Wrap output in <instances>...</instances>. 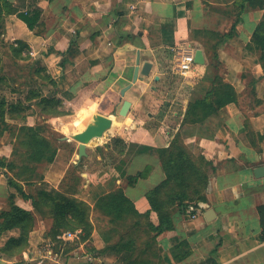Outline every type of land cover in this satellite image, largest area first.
I'll list each match as a JSON object with an SVG mask.
<instances>
[{"label": "crops", "instance_id": "obj_1", "mask_svg": "<svg viewBox=\"0 0 264 264\" xmlns=\"http://www.w3.org/2000/svg\"><path fill=\"white\" fill-rule=\"evenodd\" d=\"M9 1L20 10L0 25L2 75L7 101H20L26 111L23 122L9 116L6 122L48 125L57 153L52 163L39 165L40 178L19 180L0 167V215L16 205L34 218L21 250H6L11 240L24 238L20 228L2 233L0 264H91V258L124 264L131 252L112 246L138 244L126 235H135L131 228L136 222L146 228V214L159 225L148 194L167 180L158 150L171 148L177 137L184 149L212 164L207 201L189 205L197 208L194 219L173 206V230L157 237V257L144 259L151 264H264L258 212L264 205V177L255 174L264 167V51L253 39L264 21V7H250L236 22L240 0ZM15 42L29 47L27 59L14 57ZM198 50L205 64H196L188 77L179 75L182 55ZM138 55L140 69L146 62L152 69L149 77L133 83ZM215 55V71L234 87L238 103L202 123H185L190 102L208 91L206 77ZM41 98H61L72 111L56 117L42 114ZM250 100L259 104L248 106ZM126 101L131 105L123 117ZM101 119L110 125L101 137L89 138L87 156L79 161L73 136L99 126ZM10 139L8 133L0 138V159L7 162L13 158ZM80 163L81 171H74ZM71 174L74 189L69 186ZM9 177L22 192L9 185ZM41 191L69 192L90 205V238L83 240L76 231L78 239L65 240L64 233L58 241L65 244L56 250L48 237L53 219L42 216L34 200L25 197L37 198ZM115 195L126 197L138 215L118 220L110 215L106 203ZM208 210L215 214L211 221L205 218ZM49 243L58 253L57 262L45 257ZM66 245L71 250L64 252Z\"/></svg>", "mask_w": 264, "mask_h": 264}, {"label": "trees", "instance_id": "obj_2", "mask_svg": "<svg viewBox=\"0 0 264 264\" xmlns=\"http://www.w3.org/2000/svg\"><path fill=\"white\" fill-rule=\"evenodd\" d=\"M250 7L263 8L264 0L238 1L236 3V22L240 21L242 13ZM19 10L20 7L9 0H0V25L5 16L16 15ZM26 23L30 24L29 21ZM253 39L258 48L264 51V21L256 29ZM11 49L14 57L18 59H27L30 51L29 47L22 42H15L11 46ZM2 61V54L0 52V90L6 91L8 84L6 78L2 75ZM217 64L219 65L217 56L215 55L214 65H212V69L206 77V80L210 84L208 91L204 96L198 97L190 102L184 119L185 123H202L209 117L219 113L227 105L238 103V94L234 87L226 83L223 76L215 71L219 70ZM38 107L42 114L53 117L72 111L61 98H41ZM20 108H23L21 103H9L6 99L5 92L4 94H0V125L2 124L4 126L2 128L0 126V138L9 128L5 120L6 116L8 114H14ZM24 131L30 134L28 139L30 152L27 163L30 165L31 163H36V165L44 162L52 163L55 159L57 149L49 143L46 138L47 136L43 134L45 133V128L33 126L27 129L24 127L21 129V132ZM158 153L166 169L167 180L148 194V200L151 208L159 215V225H153L149 221L148 214L142 216L145 220V227L154 235L152 238L154 242L165 231L173 230L170 212L173 206L177 205L181 211L188 213L190 204L207 201L206 189L209 182V172L212 169V164L204 157H196L184 149L179 137L175 139L171 148L159 149ZM30 165L25 167L28 172L27 179L32 178L36 170V167H30ZM0 167L7 168L8 171L12 172L13 170L10 169L15 168V164L0 159ZM74 171H81V163L74 167ZM8 183L10 186L17 188L19 192H22V187L17 183L15 178L9 177ZM68 193L59 192L51 195L45 191H41L37 198L25 196L26 198H32L34 200V207L42 216L49 215L53 219V226L48 237L55 244L56 250H59L60 246L65 244L58 241V237L64 233L81 231L82 239L84 240L90 238L93 231L91 221L92 208L87 203ZM106 208L110 215L116 216L115 218L117 220L124 218L129 213L132 216L138 215L130 201L122 195H115L112 201L106 203ZM258 212L262 222V237L264 239V205L258 207ZM0 219H3V222L0 224V237L4 231L13 228H20L24 235V238L20 240H11L6 250L17 251L18 249H23L26 238L34 225L33 215L13 205L9 212L0 215ZM140 228L141 224L136 222L131 229L138 231ZM136 245L137 243L133 241L130 244H118L112 246V248L117 250L126 249L131 252L132 257L124 262V264H151L144 260L141 263L136 261ZM68 247L67 245L64 247V252L71 250Z\"/></svg>", "mask_w": 264, "mask_h": 264}, {"label": "rangeland", "instance_id": "obj_3", "mask_svg": "<svg viewBox=\"0 0 264 264\" xmlns=\"http://www.w3.org/2000/svg\"><path fill=\"white\" fill-rule=\"evenodd\" d=\"M4 92H5V94H7L6 91L0 90V94H2V93L4 94ZM8 94H9V92H8ZM12 102H15V101H12ZM18 102L21 103L20 101H16V103H14V104H18ZM246 103L248 106H255V105L259 104V102L254 101V100H250ZM74 104L77 106V102H75ZM17 111H15L14 114H8L7 116H9L11 119H16L17 121L23 122V120L25 118L24 113H25L26 109L23 106V108H20ZM5 120H6V118H5ZM6 123L8 124L9 128L7 131H5V133L9 134V137L12 139V140L11 139L10 140H11L12 145H13V155H12L13 158H11L12 159L11 162L13 164H15V168H12L10 170H13L12 173H14V176L17 179H19V180H23L25 178L27 179L28 178L27 177L28 172L26 171L25 167L30 165L29 163H27L28 162L27 159L29 157L28 154L30 152L29 142H28L30 134L27 131L21 132V129L24 127L28 129L29 127H33V126H31V125H21L20 126L19 124H11L9 122H6ZM0 126H1V128L4 127L2 124ZM35 127L45 128V133H43V134L45 136H47L46 138L49 141V143H51L52 146H54V143L52 142L53 138H49L50 136H48L50 131H51L50 127H48V125H37ZM5 133H4V135H5ZM3 136H1V137H3ZM53 150H54V148H53ZM30 167H36V170L34 171L33 177L32 176L31 177L33 179L39 178L40 177L39 165H36V163H31ZM207 170H208V168H207ZM69 177H70L69 180H71L69 182V184H70L69 186H70V188L74 189L76 187V184H77L76 179L74 178L73 174H71ZM124 224H127V223H124ZM126 230H127V228L123 229L124 232H127ZM69 232H72V231H69ZM132 233L135 235H132L130 237L131 234L128 233L126 235V237H128V238H126V239L130 240V239L135 237L136 241H138V244L136 245L137 256L135 254L137 262L141 263L142 260L146 261L144 259L146 256L157 257L159 248L157 245V240H156V242H154V240L152 239L154 236L153 233H151L147 228H144V229L140 228L138 231L132 230Z\"/></svg>", "mask_w": 264, "mask_h": 264}, {"label": "water", "instance_id": "obj_4", "mask_svg": "<svg viewBox=\"0 0 264 264\" xmlns=\"http://www.w3.org/2000/svg\"><path fill=\"white\" fill-rule=\"evenodd\" d=\"M195 63L198 65L205 64V58L201 50H198L195 53ZM137 65L138 66L135 69L133 77V83H136L139 79L141 80L143 77H149L152 69V64L149 62L144 63L142 68L140 69V55H138L137 58ZM131 87L132 84L125 87L122 94L124 95ZM130 105L131 104L128 101L124 102L122 110L120 111L121 116L125 117L127 115ZM99 123V126H90L86 130L73 136V139L79 143V161H81L84 157L87 156L86 144L88 143L89 138H91L92 136L101 137L104 133V130L108 127V125H110V121L108 119H101ZM255 174L259 178L264 177V167L257 168L255 170ZM205 218L207 221L213 220L215 218L214 211L208 210L205 214Z\"/></svg>", "mask_w": 264, "mask_h": 264}, {"label": "built area", "instance_id": "obj_5", "mask_svg": "<svg viewBox=\"0 0 264 264\" xmlns=\"http://www.w3.org/2000/svg\"><path fill=\"white\" fill-rule=\"evenodd\" d=\"M195 65H196L195 54L194 53H185L180 58V62L178 65L179 75H181L182 77H188ZM0 172H1V170H0ZM197 212H198L197 208H195L194 206L189 207V213H190L192 219L196 218ZM78 236H79L78 232H66L62 237L65 240H75V239H78ZM45 257L53 263L58 261V253L54 251V244L53 243H49L46 246ZM90 261H91V264H106L104 262H101L99 260H95L92 258L90 259Z\"/></svg>", "mask_w": 264, "mask_h": 264}]
</instances>
